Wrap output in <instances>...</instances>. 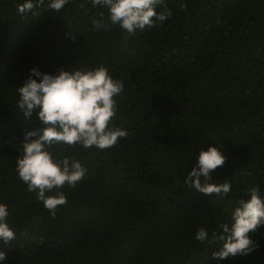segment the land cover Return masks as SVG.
I'll return each mask as SVG.
<instances>
[{"label":"trees","instance_id":"obj_1","mask_svg":"<svg viewBox=\"0 0 264 264\" xmlns=\"http://www.w3.org/2000/svg\"><path fill=\"white\" fill-rule=\"evenodd\" d=\"M23 2L0 0V204L15 232L0 241V264H264V225L247 256L214 259L220 244L195 239L231 223L246 190L264 197V0H164L156 11L166 5L172 16L131 36L119 25L94 30L107 9L91 0L60 12L45 0L37 15H20ZM100 66L124 84L112 126L129 135L106 150L48 149L86 169L75 187L46 193L67 198L53 218L15 171L25 134L40 127L16 106L17 89L33 68ZM209 147L226 157L209 180L230 183L222 199L185 185Z\"/></svg>","mask_w":264,"mask_h":264},{"label":"clouds","instance_id":"obj_2","mask_svg":"<svg viewBox=\"0 0 264 264\" xmlns=\"http://www.w3.org/2000/svg\"><path fill=\"white\" fill-rule=\"evenodd\" d=\"M68 2L48 0L47 7L60 12ZM44 3L45 0H24L16 7L20 15H37L33 9ZM91 3L93 7L107 9V16L101 11L96 14L99 19H92L94 30H110L111 26L119 25L130 36L135 35L137 30L159 26L172 16L166 5L163 11L157 13L156 7L164 5V0H91ZM180 7L186 9L187 5L181 4ZM32 77H37L39 82ZM123 91V82L113 79L104 66L94 70L57 69L55 75L33 68L24 85L17 89L19 99L16 106L26 120L30 121L35 114L40 127L25 134L22 156L16 161L15 171L27 185V190L37 193V200L43 203L53 218L58 206L67 204V198L59 191L51 196L46 193L65 184L75 187L85 177L86 169L74 159L54 158L48 149L63 144L106 150L115 146L119 138H126L129 135L127 131L112 126L113 119L117 118L116 97ZM225 161L226 157L218 147L201 150L185 185L188 186L191 181L190 186L198 192L215 194L222 199L230 192V183L213 184L209 180L210 173L223 166ZM200 177L204 178L203 185ZM245 195L247 199L237 201L231 223L219 225L222 231H213L210 240L204 228L196 232L197 241L220 244L219 249L212 253L214 259L247 256L258 247L251 234L264 225V197L259 187L246 190ZM7 216V206L0 204V241L5 246L15 239V232L6 222ZM5 259V253L0 251V261Z\"/></svg>","mask_w":264,"mask_h":264}]
</instances>
